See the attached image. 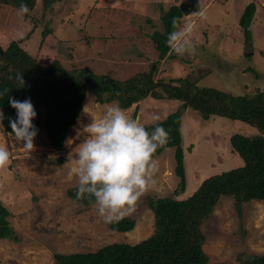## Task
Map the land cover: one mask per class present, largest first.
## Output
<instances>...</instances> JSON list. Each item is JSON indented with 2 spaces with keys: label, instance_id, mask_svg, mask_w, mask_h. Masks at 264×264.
I'll list each match as a JSON object with an SVG mask.
<instances>
[{
  "label": "rangeland",
  "instance_id": "obj_1",
  "mask_svg": "<svg viewBox=\"0 0 264 264\" xmlns=\"http://www.w3.org/2000/svg\"><path fill=\"white\" fill-rule=\"evenodd\" d=\"M181 2L53 0L46 7L45 0H36L31 14L21 17L11 1L0 8V48L16 40L42 66L57 59L66 68L87 67L116 80L147 73L164 81L189 75L199 86L259 99L264 92V0H200V8L184 14L176 30L194 26L195 54L179 56L170 49L162 58L151 35L163 31L164 10ZM250 2H255L256 12L249 28L251 39L246 40L239 21ZM18 31L24 33L22 39L17 38ZM184 103L147 97L124 109L131 118L136 112L145 128L180 109L186 174L183 182L176 170V147L156 156L155 187L140 198L133 213L124 216L136 220L127 232L112 230L94 204L83 205L68 195L77 181H69L67 173L76 159L75 148L84 139L77 137V130L93 117L101 118L108 106H119L118 101L100 103L88 91L84 108L67 133L63 154L50 145L44 128L34 138L31 152L0 130V145L10 152L9 166L0 170V200L9 208L10 224L19 236L18 241L0 238V264H57L56 252H92L115 242L136 244L156 228L148 196H190L207 177L243 164L232 151L229 136L264 135V127L242 121L215 115L205 120ZM59 156L65 157L63 163ZM203 230L208 264H243L241 255L264 254V201L246 202L239 213L234 199L223 196Z\"/></svg>",
  "mask_w": 264,
  "mask_h": 264
},
{
  "label": "trees",
  "instance_id": "obj_2",
  "mask_svg": "<svg viewBox=\"0 0 264 264\" xmlns=\"http://www.w3.org/2000/svg\"><path fill=\"white\" fill-rule=\"evenodd\" d=\"M12 4L20 9L26 4L31 14L36 0H0L2 4ZM53 0H45L50 7ZM255 2L245 7L240 25L251 39L249 30L254 14ZM184 14L179 5H170L161 17L163 31L154 32L151 37L159 55L164 58L170 52L166 40L168 34L176 31L183 22ZM177 23L173 26V20ZM48 31L44 32L46 35ZM17 75H23L24 85L19 87ZM8 91L5 93L4 90ZM94 93L100 103L118 101L122 109L151 97L155 100L181 101L196 110L203 119L213 115L242 121L264 127V92L259 99L251 100L241 95L209 86H199L190 76L171 78L169 81L154 80L151 73L137 75L124 80L113 79L107 74H98L87 67L66 68L55 59L49 66H42L35 55L26 51L18 41L11 43L0 54V130L12 134L10 120L17 118V111L10 104V98L19 101L31 99L37 116L33 124L37 133L44 128L52 147L61 149L69 129L74 126L83 108L87 92ZM180 109L170 113L163 120L155 122L146 129L151 132L160 124L169 134L168 143L159 148L155 157L167 148H175L177 173L186 182L184 151L181 144ZM136 120V112L133 115ZM14 135V134H12ZM232 151L242 159L241 166L211 175L204 179L198 188L186 198L150 197L146 202L155 215L154 233L136 243L115 242L92 252H56L57 264H208L209 256L203 249L206 234L203 224L211 216L223 196L232 197L239 213L243 204L251 200L264 201V135L247 136L235 133L229 136ZM59 163L65 157L57 158ZM77 186L68 190V195L83 205L94 204V198H77ZM11 212L0 200V238L19 240L11 226ZM136 220L127 216L119 222L109 224L115 231L127 232L134 228ZM243 264H264V254L247 257L240 256Z\"/></svg>",
  "mask_w": 264,
  "mask_h": 264
},
{
  "label": "clouds",
  "instance_id": "obj_3",
  "mask_svg": "<svg viewBox=\"0 0 264 264\" xmlns=\"http://www.w3.org/2000/svg\"><path fill=\"white\" fill-rule=\"evenodd\" d=\"M29 12L21 4L18 15ZM177 21L173 20L175 27ZM22 39L24 33H16ZM171 50L179 55H194L196 39L194 26L185 24L182 30L168 34L166 40ZM19 87L24 85L23 75L16 77ZM8 90L5 89L6 93ZM4 93H0L3 95ZM17 118L10 120L12 134L23 148L31 152L37 129L33 119L37 112L31 99L24 101L10 98ZM0 111V120H3ZM159 120V117H154ZM83 141L76 147V159L67 173V179L77 181V198H94L96 212L105 223L119 222L133 213L140 198L155 187L158 161L155 153L168 143V132L157 124L149 132L144 125L131 118L120 106H108L101 118L93 117L91 123L77 130ZM72 152L69 153V160ZM10 164V152L0 145V170Z\"/></svg>",
  "mask_w": 264,
  "mask_h": 264
},
{
  "label": "water",
  "instance_id": "obj_4",
  "mask_svg": "<svg viewBox=\"0 0 264 264\" xmlns=\"http://www.w3.org/2000/svg\"><path fill=\"white\" fill-rule=\"evenodd\" d=\"M180 9L182 10L183 14H190L193 11H196L200 8V0H182L179 5ZM0 53H3V49L0 48ZM186 106L187 103H184ZM65 151L64 148L59 149V152L63 154Z\"/></svg>",
  "mask_w": 264,
  "mask_h": 264
},
{
  "label": "crops",
  "instance_id": "obj_5",
  "mask_svg": "<svg viewBox=\"0 0 264 264\" xmlns=\"http://www.w3.org/2000/svg\"><path fill=\"white\" fill-rule=\"evenodd\" d=\"M10 134V133H9ZM12 135V134H11ZM12 136H14V135H12Z\"/></svg>",
  "mask_w": 264,
  "mask_h": 264
}]
</instances>
